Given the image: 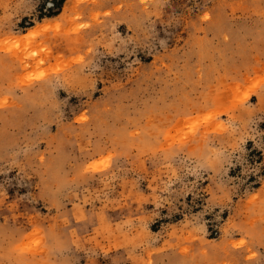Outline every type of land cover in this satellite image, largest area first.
Returning a JSON list of instances; mask_svg holds the SVG:
<instances>
[{"label": "rangeland", "instance_id": "rangeland-1", "mask_svg": "<svg viewBox=\"0 0 264 264\" xmlns=\"http://www.w3.org/2000/svg\"><path fill=\"white\" fill-rule=\"evenodd\" d=\"M0 0V264H264V0Z\"/></svg>", "mask_w": 264, "mask_h": 264}, {"label": "trees", "instance_id": "trees-1", "mask_svg": "<svg viewBox=\"0 0 264 264\" xmlns=\"http://www.w3.org/2000/svg\"><path fill=\"white\" fill-rule=\"evenodd\" d=\"M61 3H62V0H60L58 3H55V6L54 7H56L57 10H58V8H59V6H60Z\"/></svg>", "mask_w": 264, "mask_h": 264}]
</instances>
